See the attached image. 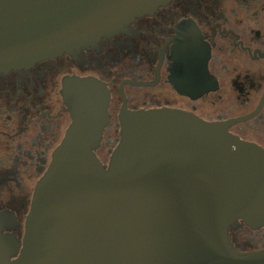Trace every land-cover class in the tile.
I'll return each mask as SVG.
<instances>
[{
	"label": "water",
	"instance_id": "obj_1",
	"mask_svg": "<svg viewBox=\"0 0 264 264\" xmlns=\"http://www.w3.org/2000/svg\"><path fill=\"white\" fill-rule=\"evenodd\" d=\"M170 0H0V73L69 54ZM71 122L38 180L23 238L3 233L0 264H264L227 226L264 218V150L176 109L123 108L108 164L95 153L109 91L75 78Z\"/></svg>",
	"mask_w": 264,
	"mask_h": 264
},
{
	"label": "flooded vegetation",
	"instance_id": "obj_2",
	"mask_svg": "<svg viewBox=\"0 0 264 264\" xmlns=\"http://www.w3.org/2000/svg\"><path fill=\"white\" fill-rule=\"evenodd\" d=\"M91 78L109 91L96 155L108 164L121 111L176 109L264 150V0H170L82 49L0 73V213L23 238L36 184L71 122L62 90ZM232 248L264 250V218L227 226Z\"/></svg>",
	"mask_w": 264,
	"mask_h": 264
}]
</instances>
